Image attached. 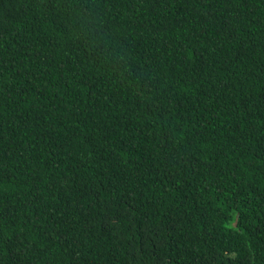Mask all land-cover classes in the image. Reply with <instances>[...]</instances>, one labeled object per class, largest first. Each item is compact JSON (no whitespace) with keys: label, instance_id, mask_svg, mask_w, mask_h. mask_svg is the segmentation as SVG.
Instances as JSON below:
<instances>
[{"label":"trees","instance_id":"16d2710c","mask_svg":"<svg viewBox=\"0 0 264 264\" xmlns=\"http://www.w3.org/2000/svg\"><path fill=\"white\" fill-rule=\"evenodd\" d=\"M0 264H264V0H0Z\"/></svg>","mask_w":264,"mask_h":264}]
</instances>
